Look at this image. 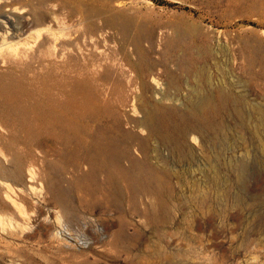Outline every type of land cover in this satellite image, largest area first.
<instances>
[{
  "label": "rangeland",
  "instance_id": "obj_1",
  "mask_svg": "<svg viewBox=\"0 0 264 264\" xmlns=\"http://www.w3.org/2000/svg\"><path fill=\"white\" fill-rule=\"evenodd\" d=\"M162 1L8 0L0 264H264V0Z\"/></svg>",
  "mask_w": 264,
  "mask_h": 264
},
{
  "label": "bare ground",
  "instance_id": "obj_2",
  "mask_svg": "<svg viewBox=\"0 0 264 264\" xmlns=\"http://www.w3.org/2000/svg\"><path fill=\"white\" fill-rule=\"evenodd\" d=\"M10 5H11V2H8V0H0V53L4 52V54H5L6 51H8V50L10 51L11 49L16 47L20 43H23L24 45L27 46L30 43L28 41V39H32V38L34 39L33 34L30 35L31 33L29 34L30 36H26L24 38V35L26 34V30H24V29H26L27 25H26V23L24 21H19L18 18L13 17L9 12H6L5 8H7ZM14 9L15 8H13V10ZM19 11H20V8L18 9L17 12L19 13ZM23 11H25V10H23ZM25 15H26V13H25ZM35 26H36V24H35ZM37 26H39V25H37ZM45 26L47 27V24ZM34 29H36V28H34ZM34 29H33V31H34ZM50 29H52V28H50ZM45 30H47V28ZM48 30H49V28H48ZM48 30L46 32H48ZM36 36L39 37L40 35L38 34ZM22 37H23V39H21ZM26 46H24V47H26ZM12 51H10V52H12ZM220 96H219L220 102L224 103L226 101V95L222 93V94H220ZM211 105H213V103L210 104L209 102H206L203 105V107H202L200 112L199 111L196 112L194 110L193 111L190 110L189 112L179 113V114L174 113L173 109H171V108L169 109L165 105H158L156 108H154L152 110H145V113L143 115V119H144V121H146L150 125V127L154 128V129H156L158 131V135L160 137H165L164 124L171 116H175L177 118V125L178 126L179 125H181V126L183 125V126H185L186 128H189V129L191 127L188 125L187 120L188 119L189 120H193L195 122H192L191 126L196 127V128H198L197 130H199L200 127H198V124L199 123L207 124L208 118L210 117L209 115H212L215 112V110H216V106L215 105L211 106ZM173 114H175V115H173ZM191 130L195 131L194 129H191ZM59 194H60V196H63L64 195V191L62 189H60L59 190Z\"/></svg>",
  "mask_w": 264,
  "mask_h": 264
},
{
  "label": "trees",
  "instance_id": "obj_3",
  "mask_svg": "<svg viewBox=\"0 0 264 264\" xmlns=\"http://www.w3.org/2000/svg\"><path fill=\"white\" fill-rule=\"evenodd\" d=\"M154 2L158 3L159 5H165L167 3H165V1L162 0H153Z\"/></svg>",
  "mask_w": 264,
  "mask_h": 264
}]
</instances>
